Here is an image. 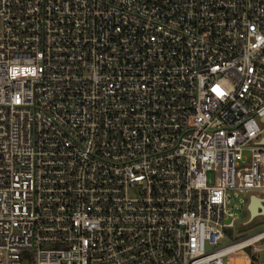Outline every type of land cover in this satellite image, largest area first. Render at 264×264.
Instances as JSON below:
<instances>
[{
    "label": "built area",
    "instance_id": "1",
    "mask_svg": "<svg viewBox=\"0 0 264 264\" xmlns=\"http://www.w3.org/2000/svg\"><path fill=\"white\" fill-rule=\"evenodd\" d=\"M259 216L264 0H0V264H254Z\"/></svg>",
    "mask_w": 264,
    "mask_h": 264
},
{
    "label": "rangeland",
    "instance_id": "2",
    "mask_svg": "<svg viewBox=\"0 0 264 264\" xmlns=\"http://www.w3.org/2000/svg\"><path fill=\"white\" fill-rule=\"evenodd\" d=\"M240 212L241 211H239V213H238L239 214V220L236 223V227H235V229H237V230L238 229H242L245 226L242 223L244 221H246V219H248V212L245 209H243V211L241 213ZM251 226H255V229L264 228V216L256 217L255 220H254V224L251 225ZM249 227L250 226H248L247 229H249ZM249 231H252V230H249ZM223 242L226 243L227 240H224ZM256 246L264 248L263 241L259 242V243H256ZM254 258H255L254 259V264H264V249L261 250V251L256 252V255H255Z\"/></svg>",
    "mask_w": 264,
    "mask_h": 264
},
{
    "label": "water",
    "instance_id": "3",
    "mask_svg": "<svg viewBox=\"0 0 264 264\" xmlns=\"http://www.w3.org/2000/svg\"><path fill=\"white\" fill-rule=\"evenodd\" d=\"M258 206L261 207L260 206V199L256 198V197H252L250 205H249V209H250L251 215H254V214L257 213V207Z\"/></svg>",
    "mask_w": 264,
    "mask_h": 264
}]
</instances>
